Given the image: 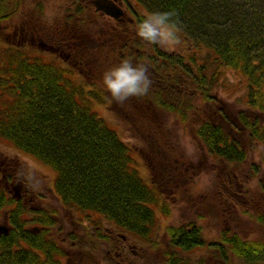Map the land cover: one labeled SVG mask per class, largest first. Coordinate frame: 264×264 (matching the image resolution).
I'll return each mask as SVG.
<instances>
[{"label":"trees","instance_id":"16d2710c","mask_svg":"<svg viewBox=\"0 0 264 264\" xmlns=\"http://www.w3.org/2000/svg\"><path fill=\"white\" fill-rule=\"evenodd\" d=\"M43 1L37 0L17 28L14 19L25 8L23 0H0V141L50 168L61 206L72 216L81 215L73 218L80 225L84 219L88 225L82 237L71 236L66 245L57 236L56 210L31 208L0 186V223L9 229L0 234V264H65L67 250L87 255L88 264L94 253L117 250L118 233L154 250L162 247L165 264H205L206 258L194 262L204 249L210 264H232L231 255L241 264H264V242L236 232L224 230L210 244L196 224L169 226L161 234L159 219L172 214L170 194L178 190L180 173L174 165L170 169L176 176L167 178L170 169L163 166L166 156L158 138L169 120L184 129L191 123L213 163L245 164L248 153L228 130L227 116L222 110L206 116L218 105L217 88L235 73L247 83L244 104L253 115L240 113L238 119L264 153V0H126L147 14L173 12L179 43L194 46L187 58L142 42L135 33L145 17L139 14L133 21H116L120 33L113 32L97 49L79 46L89 16L99 22L111 18L87 1L71 0L48 24ZM19 32L25 40L15 44ZM35 36L62 44L69 53L48 56L36 44L28 45V37ZM112 40L121 42L118 49L105 48ZM124 59L146 64L152 80L146 96L122 102L131 111L111 99L103 85L104 72ZM95 104L106 107L142 146L131 148ZM137 149L152 186L135 167ZM20 175L8 163L0 167V180ZM258 221L264 228V213ZM105 223L111 228L103 231Z\"/></svg>","mask_w":264,"mask_h":264},{"label":"rangeland","instance_id":"374dc122","mask_svg":"<svg viewBox=\"0 0 264 264\" xmlns=\"http://www.w3.org/2000/svg\"><path fill=\"white\" fill-rule=\"evenodd\" d=\"M79 1H87L94 7L96 0ZM122 1L126 14L125 21H133L136 14L147 15L143 8L137 7L133 2ZM23 2L25 8L21 9L20 15L14 19L17 28L21 26L22 16L34 6L37 0H23ZM70 2L71 0H44L47 23H51L60 12V8L69 5ZM105 21H94L89 16L85 30L78 38V45L97 49L103 41L113 36V32L120 33L115 20L106 19ZM14 40L15 44L23 42L25 40L24 33L23 35L20 32L16 33ZM28 41L29 46L31 43L36 44L35 48L47 51L48 56L53 54L63 58L69 53L64 45L48 38L38 39L35 36L30 39L28 37ZM41 42L43 44L37 46ZM120 45L121 42L115 43L112 40L109 46L106 45L105 48L111 47V50H116ZM193 47L191 43L181 41L172 48H160L167 51L168 54H173L174 57L182 55L187 58ZM109 51L104 53L107 54ZM95 58H101V56ZM97 69L95 70L97 71ZM227 76L215 91L219 99L218 105L207 111V115H205L208 116L210 113V115H216L218 110H222L229 121V124H226L228 130L246 149L248 160L239 167L227 168L223 164H215L209 159L204 148L195 138L196 127L194 124L190 123L184 129L180 124L171 122V120L164 123L163 128L159 129L161 135L158 136L161 140V149L166 156V164L163 166L169 169L174 165L178 166L180 176L177 177L179 181L178 190L175 191V195H172L173 192L170 194L169 204L172 214L168 218L161 216L159 219L161 234L169 226L180 228L196 224L202 227L206 244L218 241L224 230H228L230 233L236 232L243 239L264 242V228L258 221V217L264 213V194L259 184L262 181L264 186V164L262 162L264 153L261 145L251 140L249 133L238 119L240 113H246L253 118L251 113H247L248 110L244 104L247 83L235 73H228ZM118 104L121 107L126 105L125 103ZM124 108L131 111L129 106ZM94 110L118 131L131 148L142 146L140 141L134 139L132 134L125 130L124 126L106 107L95 104ZM133 158L135 167L143 180L152 186L149 167L139 150L138 153L133 154ZM7 163L18 168L21 172V175L13 181L10 179L0 180V186L7 188L11 197L18 198L31 208H53L56 210L58 213L56 222L58 229H60L57 236L66 245L70 246L71 236L82 237L84 227L88 225V222L84 219L83 225H80L79 222L81 221H75L73 218L82 219L81 215L76 214L74 217L61 206L54 191L56 174L50 168L22 154L11 144L0 141V167L3 168ZM5 172L6 174L9 173V171ZM172 175L176 176V172L170 169L167 178H171ZM101 223L103 224L102 221ZM0 225L8 227V223L1 222ZM106 228H111V226L105 223L103 231H106ZM118 234L115 236L119 245L117 250L107 248L103 249L101 253H94L95 256L88 264H165L162 247L154 250L134 238L123 240L124 234ZM67 254L69 257L65 260V264H84L88 258L87 255H79L73 250H69V252L67 250ZM207 254L206 249L202 250L194 255V262L206 258L205 264H210ZM231 258L233 259L232 264H241L236 257L231 255Z\"/></svg>","mask_w":264,"mask_h":264},{"label":"clouds","instance_id":"9594fccd","mask_svg":"<svg viewBox=\"0 0 264 264\" xmlns=\"http://www.w3.org/2000/svg\"><path fill=\"white\" fill-rule=\"evenodd\" d=\"M173 16L170 11L149 13L135 25V33L142 42L172 48L180 42ZM103 85L110 98L118 103L146 96L152 86L149 67L124 59L104 72Z\"/></svg>","mask_w":264,"mask_h":264},{"label":"water","instance_id":"95a60500","mask_svg":"<svg viewBox=\"0 0 264 264\" xmlns=\"http://www.w3.org/2000/svg\"><path fill=\"white\" fill-rule=\"evenodd\" d=\"M94 7L97 11L103 13L107 17L117 21L124 22L125 21V11L124 9L117 3V0H96L94 2ZM8 234L9 229L4 225H0V234L1 233Z\"/></svg>","mask_w":264,"mask_h":264},{"label":"flooded vegetation","instance_id":"af4514ba","mask_svg":"<svg viewBox=\"0 0 264 264\" xmlns=\"http://www.w3.org/2000/svg\"><path fill=\"white\" fill-rule=\"evenodd\" d=\"M117 3L123 8L124 7V3L122 0H117ZM118 236V235H116ZM123 240H126V238H124Z\"/></svg>","mask_w":264,"mask_h":264}]
</instances>
